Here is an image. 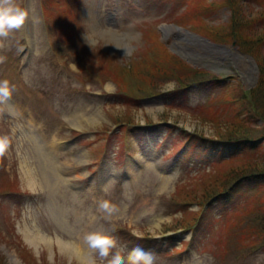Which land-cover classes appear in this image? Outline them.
<instances>
[{
  "label": "rangeland",
  "instance_id": "1",
  "mask_svg": "<svg viewBox=\"0 0 264 264\" xmlns=\"http://www.w3.org/2000/svg\"><path fill=\"white\" fill-rule=\"evenodd\" d=\"M184 1L12 0L29 19L0 38V81L14 86L11 104L0 103V136L12 141L0 157V264H81L83 237L95 231L125 256L137 245L152 251L155 264H264L263 249L244 252L242 229L259 231L264 211L252 224L242 204L255 194L249 207H260L263 179L242 177L202 206L181 205L209 184L200 176L214 162L264 155L259 133L246 143L216 136L234 115L262 125L243 96L257 62L204 26L228 31L238 13L196 7L179 18ZM242 3L236 29L264 31V4ZM185 66L207 74L181 82ZM101 199L116 206L112 215L99 211Z\"/></svg>",
  "mask_w": 264,
  "mask_h": 264
},
{
  "label": "trees",
  "instance_id": "2",
  "mask_svg": "<svg viewBox=\"0 0 264 264\" xmlns=\"http://www.w3.org/2000/svg\"><path fill=\"white\" fill-rule=\"evenodd\" d=\"M247 1H257L261 3V5L264 4V0H247ZM184 3H186V7L178 15L179 18L185 17L187 16V14H193V12L196 10V7L201 8L202 10L201 13H208V11L210 10H215L223 6L230 7V9L233 11V14L236 11L239 17L236 14L233 15V17L228 23V29H227L228 31H225L224 29L222 30L221 28L218 27L206 26L205 24L204 26L207 31L215 32L217 36H221L219 41H223L224 43L235 42L239 47H241L242 50L253 56L259 68V76L256 86L243 91V96L247 98L250 104L249 110L252 113H254V115L257 118H260L262 120V125L260 127H255L254 125H252L251 120L248 119L249 117H239L238 115H234L233 117H231V122L229 120V122L226 123L225 127L220 126L219 128H217L216 136L220 139H224V140L231 139L236 142H243V143H246L251 139H255V135L257 133H259V137L260 135L264 136V52H262L264 47V31L257 32V29L252 28L251 25L248 28L244 27L243 29L240 30L236 29V26H241V25L243 26L244 21H246L244 19V14L241 13L239 10L240 9L239 7L243 6L242 0H212V1L185 0ZM164 56L170 57L169 53L166 51ZM185 68L188 71V73L186 74L188 76L186 75L180 76L178 79L181 82H183L185 79L192 80L195 79L196 77L197 78H199V76L203 77L207 74V72L202 69H197V68L194 69L190 66H185ZM156 70H160V69L156 67ZM150 71L152 70L150 69ZM150 91L151 90H146L142 92L150 93ZM209 108L211 110L212 107ZM202 110L203 109H198L197 111L202 112ZM212 111L206 113L208 114L217 113L216 111H214L215 113H211ZM207 116L213 117V115H207ZM235 159H229V160L223 159L222 161L220 160L218 162H214L211 171L201 174L200 177L210 176L209 178H207L209 180H203L205 182H209V184L206 185L207 183H199L197 186L202 187V189H200V193L196 194L194 192L192 195H190V197H186L189 199L181 204L182 206H184V208L182 207L183 210L187 209L193 203H197L202 206L214 196L227 193L229 191V188L233 185V183L242 177L259 178L264 180V155L260 156L259 154H257L255 156H251V155L247 157L243 156L241 158H238L237 160ZM230 163H234V164H230ZM0 177H1L0 180H2L3 175H1ZM182 185L183 184L178 186V188L181 187ZM8 191L18 192L17 194H19L20 192L19 190H12L11 187L8 189ZM258 192L262 193L260 191ZM252 201H254V203L258 202V198L256 197L255 194L251 195L250 197H247L245 202L242 204V206L247 209V212L244 213V216L248 215V222L253 224V222L257 221V218H259L261 215L260 214L261 212L257 210L264 211V196L262 197L261 200L262 202L261 204H259L260 207L258 209H256V206L251 208L249 207V205L253 203ZM262 213L264 215V212ZM225 215H227L226 222H228V220L230 219L229 213H225ZM260 221L261 222L259 223L260 224L259 231H256L254 228L249 229L250 226H248L247 224H245L242 227V229L244 228L245 231L247 230L246 232H248L245 233L244 236L245 238L243 239L244 242L247 241V244L245 246L243 245L244 252L246 251L254 252L259 249L264 250V216L263 217L261 216ZM226 222H224L223 225ZM187 226L178 223L177 225H174L173 228H181ZM230 227L234 228L233 225H231ZM228 232H233V231L229 229ZM226 242L229 243L228 239ZM225 246H229V245L221 244L220 246L218 245L217 248L219 247L223 248V251H225L224 250Z\"/></svg>",
  "mask_w": 264,
  "mask_h": 264
},
{
  "label": "clouds",
  "instance_id": "3",
  "mask_svg": "<svg viewBox=\"0 0 264 264\" xmlns=\"http://www.w3.org/2000/svg\"><path fill=\"white\" fill-rule=\"evenodd\" d=\"M29 19V13L12 3V0H0V38L7 39L12 32L23 29ZM2 47V45H0ZM5 57H0L3 63ZM14 86L5 79L0 81V103L11 104ZM11 138L7 135L0 136V157H3L11 146ZM98 209L102 213L112 215L116 211V206L110 201L101 199ZM136 239L144 237L133 232ZM84 243L89 250L81 264H97L96 255L98 254L102 264H155V254L137 245L123 255V249H118V241L115 237L101 231L90 232L84 235ZM113 249H118L113 252Z\"/></svg>",
  "mask_w": 264,
  "mask_h": 264
},
{
  "label": "bare ground",
  "instance_id": "4",
  "mask_svg": "<svg viewBox=\"0 0 264 264\" xmlns=\"http://www.w3.org/2000/svg\"><path fill=\"white\" fill-rule=\"evenodd\" d=\"M179 29V28H178ZM165 31L168 33V32H170V33H172V32H174V31H176V28L175 27H172V26H166L165 27ZM115 33V32H114ZM114 33H111V35L112 36H109V37H112L113 38V40H117V39H119V38H117V36H116V34H114ZM183 35H184V37H186V39L188 40V41H193V40H195L196 42H199L200 40L201 41H204V40H202V39H197V37H195L194 35H191L189 32H187V34L184 32L183 33ZM118 36H119V34H118ZM206 42V41H205ZM124 50H126V47H124ZM57 172V171H56ZM55 172V173H56ZM57 175V174H56ZM58 177V176H57ZM61 178V177H60ZM28 236H29V241H31V242H35V239H36V237L33 235V234H28ZM64 247V246H63ZM65 249V248H64ZM76 250V249H75ZM79 250V249H78ZM81 250V249H80ZM82 253H83V251H82ZM82 253H80L79 254V256L81 257V259L83 260L85 257H86V255H84V254H82Z\"/></svg>",
  "mask_w": 264,
  "mask_h": 264
},
{
  "label": "water",
  "instance_id": "5",
  "mask_svg": "<svg viewBox=\"0 0 264 264\" xmlns=\"http://www.w3.org/2000/svg\"><path fill=\"white\" fill-rule=\"evenodd\" d=\"M176 27H178V26H176ZM178 28H179V27H178ZM197 37H198V36H197ZM198 38H199V37H198ZM200 39H202V40L208 42L207 39H204V38H200ZM208 44H209V42H208ZM209 45H211V44H209ZM211 46H214V45H211ZM214 47H215V48H219V47H220V48H224V47H222V46H218V45H215ZM224 49H225V48H224ZM211 62H212V61H211ZM209 63H210V61H206V60L203 61V63H202L203 65H202V67H204V68H206V69H208V68H209V69H212V68L209 67L210 65L208 66ZM210 64H211V63H210ZM255 68H257L256 65H255Z\"/></svg>",
  "mask_w": 264,
  "mask_h": 264
}]
</instances>
